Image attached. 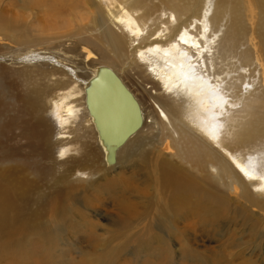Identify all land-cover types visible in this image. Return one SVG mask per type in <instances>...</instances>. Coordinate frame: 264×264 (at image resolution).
Here are the masks:
<instances>
[{
    "label": "bare ground",
    "instance_id": "1",
    "mask_svg": "<svg viewBox=\"0 0 264 264\" xmlns=\"http://www.w3.org/2000/svg\"><path fill=\"white\" fill-rule=\"evenodd\" d=\"M254 1L262 6L263 0ZM98 2L96 12L89 14L97 16L101 26L110 22L118 28L119 33L105 27L101 37L113 49L119 67L112 61L99 62L89 47L82 46L75 57L70 56L75 49L62 55L49 52L53 56L40 52L42 57L33 51L20 58L35 63L41 88L31 95H10L7 110L0 98V258L19 251L30 237L51 246L56 218L73 189L81 185L80 179L114 170L121 154L132 155V148L142 144L152 149L134 154L140 161L155 155L156 142L166 152L175 150L180 160L191 159L199 171L216 168V174L241 187L243 195L248 184H254L258 199L251 204L261 211L264 208V164L259 165L247 152L234 153L264 143V120L256 127V117L241 121L231 140H225L221 124L225 113L237 105L243 112L264 105V33L260 28L250 22L247 37L252 50L237 52L242 31L233 18L223 29L218 4L211 0H165L164 9L148 0ZM83 3L92 8L88 0ZM45 60L54 65L42 63L47 67L38 70L43 67L38 63ZM255 71L260 80L257 88ZM110 77L128 96L121 86L108 81ZM128 79L139 88L142 101L126 84ZM82 131L93 135L97 150L81 143L73 156L71 144ZM14 139L30 151L18 150ZM26 156L49 161L48 170L20 163ZM163 156L158 155L153 167L161 195L158 211L172 214L175 206L189 203L195 187Z\"/></svg>",
    "mask_w": 264,
    "mask_h": 264
},
{
    "label": "rangeland",
    "instance_id": "2",
    "mask_svg": "<svg viewBox=\"0 0 264 264\" xmlns=\"http://www.w3.org/2000/svg\"><path fill=\"white\" fill-rule=\"evenodd\" d=\"M211 1L218 4L223 29L234 19L242 31V45L238 46L237 52L252 50L247 32L252 21V26L259 27L260 32L264 33V0L262 6L254 4V0ZM83 2L0 0V98L3 105H8L6 110L11 107L10 95H31L41 88L42 79L34 69L35 63H26L20 58L33 51L42 57V52L62 55L65 50L75 49L76 53L70 51V56L75 57L82 46L89 47L95 50L99 62L112 61L119 67L113 49L101 37L105 27L119 33L118 28L110 22L101 26L99 18L89 14L90 10L96 12L98 0H88L91 9L84 7ZM148 2L160 9L166 6L165 0ZM14 59L17 64L11 61ZM42 63L54 65L45 60L38 63L43 66L38 70L47 67ZM253 75V85L257 88V84L260 85L259 76L256 71ZM126 84L142 101L137 85L129 79ZM148 87L151 85L147 84ZM233 109L222 117L225 140L233 138L232 134L240 127L238 124L241 121H254L256 117V127L264 120V105L249 112H243L241 105ZM7 113L9 115L11 112ZM166 126L177 138L171 125L166 123ZM77 134V142L71 144L73 156H77L81 143L93 152L97 150L90 132ZM12 142L24 154L30 151L26 144L22 147L15 139ZM145 146L133 147L132 151L137 154L152 149V146ZM154 146L156 150L152 152L155 155L147 156L144 161L134 154L126 156L123 153L114 170L106 169L105 173L95 177L85 175L87 178L80 179L81 185L73 189L71 198L64 204L63 213L56 218L58 225L53 227V244L45 246L40 238L30 237L29 243L20 247L19 251L5 255L8 257L1 256L0 264H264V208L261 211L262 208L251 204L258 199L254 184H248L243 195L241 187L216 174V168L207 166L204 171H199L191 159L180 160L175 150L167 153L156 142ZM246 152L252 154L259 165L264 164V143L254 149L244 148L234 153L244 155ZM161 153H164L162 159L173 165L171 167L181 172L195 187L189 203L185 207L182 203L175 206L170 211L172 214L158 211L161 195L154 180L153 167L154 160ZM222 156L233 163L226 153H222ZM20 163L30 169L32 165L44 170L49 168V161H39L33 157L26 156ZM120 240L124 241L121 242L123 247L118 244Z\"/></svg>",
    "mask_w": 264,
    "mask_h": 264
},
{
    "label": "water",
    "instance_id": "3",
    "mask_svg": "<svg viewBox=\"0 0 264 264\" xmlns=\"http://www.w3.org/2000/svg\"><path fill=\"white\" fill-rule=\"evenodd\" d=\"M108 81H114L116 84H118L119 86H121L119 83H117V81L113 78V77H110L109 79H108ZM121 88H122V86H121ZM123 89V88H122ZM123 91L125 92V94H127V96H128V93L123 89Z\"/></svg>",
    "mask_w": 264,
    "mask_h": 264
},
{
    "label": "clouds",
    "instance_id": "4",
    "mask_svg": "<svg viewBox=\"0 0 264 264\" xmlns=\"http://www.w3.org/2000/svg\"><path fill=\"white\" fill-rule=\"evenodd\" d=\"M86 175V174H85Z\"/></svg>",
    "mask_w": 264,
    "mask_h": 264
}]
</instances>
